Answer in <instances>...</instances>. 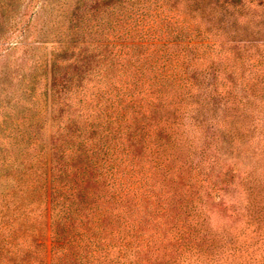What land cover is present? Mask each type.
<instances>
[{
    "label": "trees",
    "instance_id": "trees-1",
    "mask_svg": "<svg viewBox=\"0 0 264 264\" xmlns=\"http://www.w3.org/2000/svg\"><path fill=\"white\" fill-rule=\"evenodd\" d=\"M39 1L0 72V264H264V0Z\"/></svg>",
    "mask_w": 264,
    "mask_h": 264
},
{
    "label": "rangeland",
    "instance_id": "rangeland-1",
    "mask_svg": "<svg viewBox=\"0 0 264 264\" xmlns=\"http://www.w3.org/2000/svg\"><path fill=\"white\" fill-rule=\"evenodd\" d=\"M15 0H0V22L4 21L6 19V22L2 26V30L5 31L7 35V39L5 40L4 44H0V52L3 51V54L0 56V72L5 71V79L7 82L10 80H14L15 77V71H16V60L19 59V55H21V51L19 50H13L12 47H14V44L16 41L21 40L20 37L15 36L14 31V21L18 19L21 14L25 11V4L29 2V0H21L20 3L17 4V7L14 8L13 2ZM43 1L40 0L36 8H34V12L39 14L40 19L46 16L50 18H54L56 16V12L58 11L57 8H62V11L66 13H70L71 9L73 8V4L71 0L66 1L67 5L62 4L61 0H46V7L43 4ZM47 1L53 2L52 4H48ZM36 3V1H35ZM50 6V7H49ZM71 6V7H69ZM17 17V18H16ZM49 18V19H50ZM6 47V48H5ZM5 48V49H4ZM51 44H48V50H50ZM4 49V50H3ZM2 85L0 84V88ZM10 89V88H9ZM45 242L47 245H50V238H46Z\"/></svg>",
    "mask_w": 264,
    "mask_h": 264
}]
</instances>
